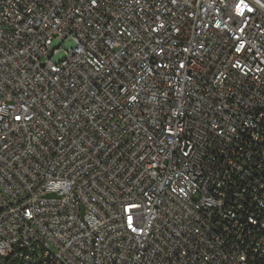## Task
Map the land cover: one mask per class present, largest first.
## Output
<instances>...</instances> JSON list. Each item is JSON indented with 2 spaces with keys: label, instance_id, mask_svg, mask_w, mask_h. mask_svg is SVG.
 <instances>
[{
  "label": "built area",
  "instance_id": "built-area-1",
  "mask_svg": "<svg viewBox=\"0 0 264 264\" xmlns=\"http://www.w3.org/2000/svg\"><path fill=\"white\" fill-rule=\"evenodd\" d=\"M0 264H264V0H0Z\"/></svg>",
  "mask_w": 264,
  "mask_h": 264
},
{
  "label": "snow or ice",
  "instance_id": "snow-or-ice-1",
  "mask_svg": "<svg viewBox=\"0 0 264 264\" xmlns=\"http://www.w3.org/2000/svg\"><path fill=\"white\" fill-rule=\"evenodd\" d=\"M245 5H246V4H245ZM245 9H246L247 11H252V9L246 5V7H245L244 9H242L241 11H239V12H237V13H238V14H243V12L245 11ZM17 119H20V117H17ZM129 226L131 227V224H130Z\"/></svg>",
  "mask_w": 264,
  "mask_h": 264
}]
</instances>
